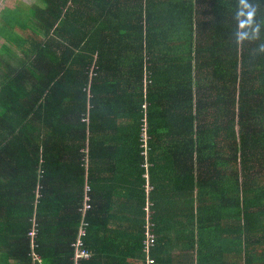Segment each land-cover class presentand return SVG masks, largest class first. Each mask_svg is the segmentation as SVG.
I'll use <instances>...</instances> for the list:
<instances>
[{"label": "trees", "instance_id": "obj_1", "mask_svg": "<svg viewBox=\"0 0 264 264\" xmlns=\"http://www.w3.org/2000/svg\"><path fill=\"white\" fill-rule=\"evenodd\" d=\"M26 11L25 57L0 75V264H73L86 181L92 255L80 264H145V206L159 264L157 199L172 187L185 203L174 233L189 260L178 264H264V0H38ZM17 25L0 33L12 41ZM114 183L134 235L106 252Z\"/></svg>", "mask_w": 264, "mask_h": 264}, {"label": "crops", "instance_id": "obj_2", "mask_svg": "<svg viewBox=\"0 0 264 264\" xmlns=\"http://www.w3.org/2000/svg\"><path fill=\"white\" fill-rule=\"evenodd\" d=\"M37 3L38 0H34L31 3L27 0H0V27L3 26V28L6 29L4 33H9L10 31V26L3 23L4 10L8 6H12V8L17 9L18 6L22 5L23 8L26 9ZM23 21L24 19L22 17L18 22L17 27H14L15 38L13 39L10 37L13 39L12 41L5 38L3 33H0V46H3V49L0 48V75L4 72L7 65L13 66L15 65V61L18 63L20 59L25 57L23 50L21 49V42H17V34L22 31L21 27L25 24ZM2 78L4 79V76H0V82L2 81ZM114 187L116 188L118 195L114 196V199L109 202L107 214L105 215L106 221L101 227L102 232L105 234L104 240L107 246V249L105 250L106 252L109 251L112 246L115 247L118 244L121 246L124 245L122 239L127 237L131 240L134 235V226L130 225V221L128 219L130 212H132L133 209L130 206H126V201H130V199L122 196L123 193L120 192V188L118 189L115 183L114 186H111V188L113 189ZM167 189V192L165 191V193H163L165 195L162 197V201L159 198L157 199L159 203V209L157 212H161L160 214L162 215L159 219V224H157L160 232L158 233L160 245L159 250L156 253L158 255V262L159 264H178L188 262L189 257H187L186 252L183 251V248L185 247L184 243L182 240L179 242L176 241V235L180 234L174 233L175 226H183L185 223V218L183 217L185 213L182 212V207H184L185 210V203L181 201V198L177 193V187H172L170 190L169 188ZM108 191L112 192L109 188H107L101 191V193H106ZM173 212L177 213L175 217L171 216ZM154 224L155 228V221ZM111 244L113 245L110 247Z\"/></svg>", "mask_w": 264, "mask_h": 264}, {"label": "built area", "instance_id": "obj_3", "mask_svg": "<svg viewBox=\"0 0 264 264\" xmlns=\"http://www.w3.org/2000/svg\"><path fill=\"white\" fill-rule=\"evenodd\" d=\"M88 111L83 115L81 118V121L88 122ZM149 138V135L147 134L146 130V123L143 124L141 128V146L143 148L142 154L146 156L147 152V140ZM144 166L147 169V163H144ZM145 179L148 181V174L145 172L143 174ZM146 191H149L151 189V186L146 182L145 184ZM90 185L86 181L84 183L83 188V194H82V201L80 204V207L78 208V211L80 213V222L79 226L76 232V236L74 241L71 243V247L73 250L72 260L73 264H80V260L89 259L92 255L91 251L87 248L85 238L87 236V229L89 226V223L87 221V214L88 211L92 208L91 205V196H90ZM39 193L37 192V196ZM145 223H144V238H143V252H144V260L145 264H156L155 258L151 254V250L155 245L156 242V232L154 229V222L152 220V210H149L148 206H145ZM35 235H36V228L33 227L31 231L29 232L30 236V248H31V256L34 260L40 262V258L37 255V253L34 251V248L36 246L35 243Z\"/></svg>", "mask_w": 264, "mask_h": 264}, {"label": "rangeland", "instance_id": "obj_4", "mask_svg": "<svg viewBox=\"0 0 264 264\" xmlns=\"http://www.w3.org/2000/svg\"><path fill=\"white\" fill-rule=\"evenodd\" d=\"M29 3L33 2L34 0H27ZM15 10V11H14ZM26 9L23 8L22 5L18 6L17 9L12 8V6H8L5 10H4V14H3V23L6 25H13V23H17L21 20V18L23 17L24 21L23 22H27L29 19L30 14L27 12L26 15ZM20 30V29H19ZM13 36V39L15 38V34L12 32V34H10ZM0 48L3 49V46H0Z\"/></svg>", "mask_w": 264, "mask_h": 264}]
</instances>
